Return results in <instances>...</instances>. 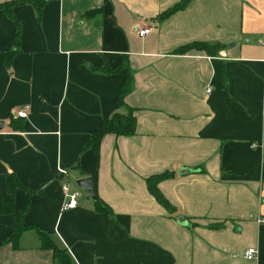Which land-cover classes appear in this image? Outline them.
Masks as SVG:
<instances>
[{"label":"crops","instance_id":"0c3cea01","mask_svg":"<svg viewBox=\"0 0 264 264\" xmlns=\"http://www.w3.org/2000/svg\"><path fill=\"white\" fill-rule=\"evenodd\" d=\"M179 1L44 0L38 15L14 6L16 46L0 13V200L13 216L25 208L30 228L11 244L12 218L0 215V264H57L38 232L69 264H264V0H189L157 19ZM191 43L217 49L173 53ZM128 111L132 135L88 146ZM163 173L155 186L173 214L147 189ZM64 182L78 197L61 212Z\"/></svg>","mask_w":264,"mask_h":264},{"label":"trees","instance_id":"16d2710c","mask_svg":"<svg viewBox=\"0 0 264 264\" xmlns=\"http://www.w3.org/2000/svg\"><path fill=\"white\" fill-rule=\"evenodd\" d=\"M188 1L189 0H180L177 4L173 5L171 8L159 14L157 16V19H163L169 16L170 14L178 10H181ZM43 2L44 0H14L10 2L0 3V13L4 15L7 19H9L15 28V33H14L15 46L17 44V38L19 34V25L11 14V8L14 6L25 5V4L30 5L35 11V13L38 15ZM216 49L217 48L214 46H209L203 43H191L177 48L173 53L184 54L190 50H196V51H202L204 54L208 56H212ZM11 54L12 52L5 54L4 56L5 66L8 65ZM100 71L104 73H114L117 71V68L108 69L103 67L101 68ZM129 79H130L129 76H127L124 84L119 89L116 101L120 105H122L121 100L123 95L128 91ZM133 132H134V118L131 115V112L128 111L126 115L115 114L109 120L103 121L98 126V128L92 133V136L90 137V140L88 142V146L93 150H96L101 137L107 133L114 134L116 136H130L133 134ZM169 176H171V174L163 173L161 175L151 177L149 180L146 181V184H147V189L150 195L154 198V200L162 208H164L167 211V213L173 214V209L167 203V201L162 197V195L158 192L155 186L158 180L165 179ZM5 186L7 191L12 192L14 188L19 187V184L12 175H7L5 176ZM96 204H97V209H99L101 212L107 211L105 206L101 202L97 201ZM24 213H25V208L18 215L13 216L11 202H3L0 200V215H8L12 218L11 226H10V235L7 239L8 242H11V244L15 243V240L22 231L30 229L28 226L23 224L22 216ZM37 235L40 241L41 248L50 250L53 254V257L56 259L57 264H69V259L67 255L62 250L57 249L51 243L50 239L46 235L39 232L37 233Z\"/></svg>","mask_w":264,"mask_h":264},{"label":"built area","instance_id":"2783aa9c","mask_svg":"<svg viewBox=\"0 0 264 264\" xmlns=\"http://www.w3.org/2000/svg\"><path fill=\"white\" fill-rule=\"evenodd\" d=\"M148 32H149V28H141V29L137 30V35L139 37H145L148 34ZM223 56H224V54H221V57H223ZM209 58H211V57H209ZM205 91L208 93L210 91V88H207ZM24 116H25L24 112H17V117L22 118ZM252 147H254L253 144H251V148ZM58 174L64 175L65 172L60 169V170H58ZM60 190L62 193V202L60 205V211L62 212V211L74 209L76 207V200L78 197V192L72 190L70 188L68 182H64L63 184H61ZM255 221L257 224L264 225V215L257 217L255 219ZM243 256L246 260H252L255 256V250L254 249H248L245 251Z\"/></svg>","mask_w":264,"mask_h":264},{"label":"water","instance_id":"95a60500","mask_svg":"<svg viewBox=\"0 0 264 264\" xmlns=\"http://www.w3.org/2000/svg\"><path fill=\"white\" fill-rule=\"evenodd\" d=\"M185 170H179L178 173H184ZM75 186L86 196H89L90 198H93L92 192H91V186H90V181L87 178H81L78 179L74 182ZM175 220L180 224L184 225L185 221L182 217L176 216Z\"/></svg>","mask_w":264,"mask_h":264},{"label":"rangeland","instance_id":"374dc122","mask_svg":"<svg viewBox=\"0 0 264 264\" xmlns=\"http://www.w3.org/2000/svg\"><path fill=\"white\" fill-rule=\"evenodd\" d=\"M127 114V113H126ZM126 114H124V115H126Z\"/></svg>","mask_w":264,"mask_h":264}]
</instances>
